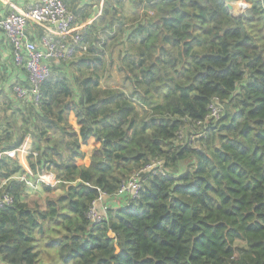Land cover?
Segmentation results:
<instances>
[{"label": "trees", "instance_id": "1", "mask_svg": "<svg viewBox=\"0 0 264 264\" xmlns=\"http://www.w3.org/2000/svg\"><path fill=\"white\" fill-rule=\"evenodd\" d=\"M243 2L239 16L224 0L119 2L108 36L89 27L85 50L51 62L36 104L6 100L23 119L0 134V196H12L0 264H264V6ZM112 66L120 86L104 83ZM26 136L31 174L56 180L41 202L22 199L26 172L8 155ZM154 160L165 174L144 172L138 196L114 202Z\"/></svg>", "mask_w": 264, "mask_h": 264}, {"label": "built area", "instance_id": "2", "mask_svg": "<svg viewBox=\"0 0 264 264\" xmlns=\"http://www.w3.org/2000/svg\"><path fill=\"white\" fill-rule=\"evenodd\" d=\"M224 1L230 3L227 0ZM74 22L75 15L68 9L64 0H33L22 12L10 10L0 15V34L4 36L6 46L9 48L12 64L18 70L24 71L26 75L24 82L11 80L6 86L4 85L5 92L18 101L34 104L38 102L40 85L52 74L51 62L48 57L56 58L59 62L69 61L77 55L79 47L85 50L81 34L71 32ZM33 25L40 26L42 32L33 35L31 31ZM53 34L58 35V38L55 39ZM67 35L70 36V39L64 41L62 38ZM3 83L5 80H2L0 75V88ZM219 112L218 104L213 101L206 119H216ZM201 124L200 121L196 122L197 127ZM202 135V131L195 134L197 137ZM148 171L165 174L161 161L154 160L123 180L112 200L115 202L123 196H138L142 187L140 175ZM16 178L23 180L28 188H33L42 182L49 185L56 184L55 178L48 181L42 175L33 179H27L24 176H17ZM105 200L106 196L99 191L97 201L92 204L88 212V217L92 221L96 222L100 218L97 208H101V210L107 208ZM11 201L12 196L8 192H3L0 196V207Z\"/></svg>", "mask_w": 264, "mask_h": 264}, {"label": "crops", "instance_id": "3", "mask_svg": "<svg viewBox=\"0 0 264 264\" xmlns=\"http://www.w3.org/2000/svg\"><path fill=\"white\" fill-rule=\"evenodd\" d=\"M32 1L33 0H0V15H3L10 10L22 12L27 8V6H29ZM64 2L75 15V22L72 26L71 32H79L80 34H82L90 27V30L92 31L90 37H92L93 35H100L102 30L108 28V17L111 16L110 18H113L114 20L117 19V17L120 15L119 2H124V0H64ZM115 9H117L119 13H115ZM105 13H107V16H104V18L99 21L100 23L98 22L94 27L90 26L92 22L100 20L101 16H103V14ZM112 24H116V22L114 21ZM31 31L33 35H37L42 32V28L40 26L33 25L31 27ZM53 37L56 39L58 38V35L53 34ZM62 39L64 41H68L70 39V36L67 35ZM87 41H93L94 43L96 42V40L92 38H88ZM0 67L1 78L2 80H5V83H3V86L0 88V91L4 92V85L6 86V84L11 80H20L23 82L26 81V75L24 71L18 70L13 66L9 48L6 46L5 38L2 34H0ZM2 92L0 93V95H2ZM9 97L12 98V96ZM30 143V136H26L24 138L23 145L21 146L22 149L18 148L19 150L17 151V154V149L15 151L8 152V155L16 157L20 164L23 166L26 172L24 177L27 179H33L35 177L31 174L26 160V152L30 147ZM88 163L89 162H87L86 164ZM40 175H42L48 181L53 180L55 178V176L48 171H42ZM32 189H37L38 191L39 189H41L40 184H36L33 188H27L26 191Z\"/></svg>", "mask_w": 264, "mask_h": 264}, {"label": "rangeland", "instance_id": "4", "mask_svg": "<svg viewBox=\"0 0 264 264\" xmlns=\"http://www.w3.org/2000/svg\"><path fill=\"white\" fill-rule=\"evenodd\" d=\"M227 1H230V0H227ZM230 3L232 5V9L229 10V11L234 16L241 15L245 11V9H247L249 7V5L247 3H244V2L243 3H238V2L230 1ZM115 13H119L117 11V9H116ZM114 32H115L114 36H116V38H120L119 40L114 42V44L117 45L124 38V35H123L124 33H123V30H121V32L120 31H117V32L114 31ZM263 32H264V30H263ZM102 35H103V33H102ZM105 36H108L106 32L104 33L102 38H104ZM78 54H79V52H77V55ZM109 71H110V75H109V77H107V79H105L104 83H107L109 86H112V87L120 86L121 85L122 75L118 74L117 72H115L114 66H112V68ZM1 92L2 91H0V93ZM9 96H10L9 93H7L5 91L2 92V95H0V134H1V136L3 138H4V135H5L4 132L9 130L10 125L13 126L12 121H15L17 124H21L20 122L23 119L22 115H20L18 113H14L13 116H10L12 111H16V110H12V107L10 108V107L7 106V101H9ZM23 112H28V110L24 109ZM24 118L26 119V115L24 116ZM22 145H23V143H22ZM21 146L19 147V149H22ZM19 149L16 150V154L18 153L17 151ZM88 153H87L86 157L84 158V163L85 164L87 162H89L88 158L90 156V152H88ZM27 154H28V150L26 152V155ZM59 192L60 191H56L55 194H58ZM44 197H45V194H44V192L41 189H39L38 191H37V189H32V190L26 191L25 195L22 197V199H26L29 202H31V201H39V202H41ZM237 244L239 246H242L243 242L239 241V242H237ZM56 264H60V263H56Z\"/></svg>", "mask_w": 264, "mask_h": 264}, {"label": "water", "instance_id": "5", "mask_svg": "<svg viewBox=\"0 0 264 264\" xmlns=\"http://www.w3.org/2000/svg\"><path fill=\"white\" fill-rule=\"evenodd\" d=\"M261 1H262V3H263V6H264V0H261ZM225 6H226V8H227L228 10H231V9H232V5H231V3H229V2L225 3ZM48 60H49L50 62H53V63H58V62H59L58 59L53 58V57H48ZM77 183H79V182H77Z\"/></svg>", "mask_w": 264, "mask_h": 264}, {"label": "clouds", "instance_id": "6", "mask_svg": "<svg viewBox=\"0 0 264 264\" xmlns=\"http://www.w3.org/2000/svg\"><path fill=\"white\" fill-rule=\"evenodd\" d=\"M237 2H238V3H242V2H243V0H237Z\"/></svg>", "mask_w": 264, "mask_h": 264}]
</instances>
